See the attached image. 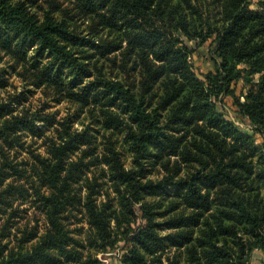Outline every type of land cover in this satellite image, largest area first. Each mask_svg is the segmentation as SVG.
<instances>
[{
	"label": "trees",
	"instance_id": "obj_1",
	"mask_svg": "<svg viewBox=\"0 0 264 264\" xmlns=\"http://www.w3.org/2000/svg\"><path fill=\"white\" fill-rule=\"evenodd\" d=\"M209 40L200 79L189 43ZM11 72L23 91L0 99V264H101L119 241L121 264L264 254V142L217 108L231 97L264 133V0H0L1 90ZM24 204L43 229L18 221Z\"/></svg>",
	"mask_w": 264,
	"mask_h": 264
},
{
	"label": "rangeland",
	"instance_id": "obj_2",
	"mask_svg": "<svg viewBox=\"0 0 264 264\" xmlns=\"http://www.w3.org/2000/svg\"><path fill=\"white\" fill-rule=\"evenodd\" d=\"M249 8L251 9H257L260 0H247ZM189 45L194 49V53L190 56V62L193 67L194 72L197 74V76L202 79L203 74L213 71L214 70V61L212 60L213 54V47L214 45L211 43V40L207 41L205 44L197 47L194 43H189ZM258 79V75L253 76V82H256ZM8 88L1 90L0 89V99H5L7 94L10 96L17 95L19 92L23 91V86L20 80L14 76L13 72L10 73L9 79H8ZM234 90L235 94L241 97V94L245 92L247 86L249 84L245 85L243 80H239L234 83ZM38 91L34 94L33 98L38 97ZM37 102V101H36ZM34 102L33 104H36ZM28 104V102H27ZM32 104V105H33ZM69 106L65 103L60 105L58 108H60L59 112L60 115H64L67 113V111H70ZM217 108L220 112L224 114L226 118H229L231 120H234L237 122L239 127L247 134L254 135L257 143L264 142V133H254L252 128L247 124L246 121H242L239 118H237L235 112H234V106H233V100L229 96H224L221 98L220 101L217 102ZM57 106H53L52 110H56ZM37 144H40V142H37ZM104 199V191H102L101 196H99L98 200ZM26 210V214H21L20 216H24L23 221L18 220L20 223L26 222V217H29V224H35L36 220L38 225L41 229L44 228V221L40 215L34 216V211L28 204H24L20 206V210ZM138 213V219L136 221L135 227L139 226L142 223V220L140 218V214ZM21 223V224H22ZM81 223H79L77 226H79ZM83 224V223H82ZM127 252V243L126 241H119L113 248L107 249L106 251H102L97 253V258L100 261L101 264H121L122 256ZM161 264H166L165 257L162 258ZM251 264H264V254L260 250H256L253 252L251 257Z\"/></svg>",
	"mask_w": 264,
	"mask_h": 264
},
{
	"label": "built area",
	"instance_id": "obj_3",
	"mask_svg": "<svg viewBox=\"0 0 264 264\" xmlns=\"http://www.w3.org/2000/svg\"><path fill=\"white\" fill-rule=\"evenodd\" d=\"M237 124V122H235Z\"/></svg>",
	"mask_w": 264,
	"mask_h": 264
}]
</instances>
